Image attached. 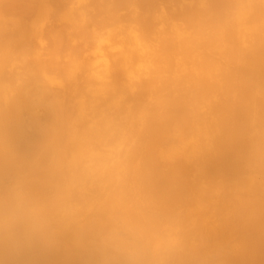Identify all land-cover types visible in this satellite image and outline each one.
I'll return each mask as SVG.
<instances>
[{
  "label": "clouds",
  "instance_id": "9594fccd",
  "mask_svg": "<svg viewBox=\"0 0 264 264\" xmlns=\"http://www.w3.org/2000/svg\"><path fill=\"white\" fill-rule=\"evenodd\" d=\"M0 264H264V0H0Z\"/></svg>",
  "mask_w": 264,
  "mask_h": 264
}]
</instances>
